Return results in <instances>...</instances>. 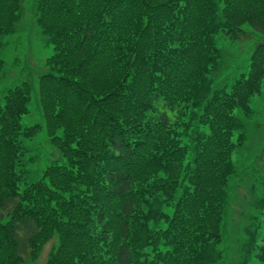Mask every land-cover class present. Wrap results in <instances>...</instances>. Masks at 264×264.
Segmentation results:
<instances>
[{"label":"trees","instance_id":"16d2710c","mask_svg":"<svg viewBox=\"0 0 264 264\" xmlns=\"http://www.w3.org/2000/svg\"><path fill=\"white\" fill-rule=\"evenodd\" d=\"M23 9L0 0V48ZM35 13L53 53L35 87L0 101V264H36L50 242L44 264L225 263L235 110L250 115L264 84V0H38ZM217 37L252 47L222 86ZM32 100L43 121L26 127ZM41 129L63 160L30 182L22 140ZM254 175L264 186V165ZM243 213L226 264H264V195Z\"/></svg>","mask_w":264,"mask_h":264},{"label":"rangeland","instance_id":"374dc122","mask_svg":"<svg viewBox=\"0 0 264 264\" xmlns=\"http://www.w3.org/2000/svg\"><path fill=\"white\" fill-rule=\"evenodd\" d=\"M38 0H24L23 16L17 26V31L2 40L0 60L2 71L0 78V101L7 87L20 84L28 80L35 87L39 75L45 72L44 61L52 55L53 48L40 33L36 24L35 8ZM264 36H253L255 40ZM218 48L223 59L215 75L214 86H222L238 77L247 70L246 59L250 56L252 47L248 43L232 42L224 37H217ZM29 114L23 119L26 127L42 125V115L34 100L29 105ZM251 113L245 115L241 110H235L236 117L243 125L245 143L233 154V163L236 175L232 178L227 188V199L224 206L222 219V245L226 264L235 245L236 231L234 226L245 221L243 209H249L251 203H257L264 195V186L259 183L254 175L255 171L264 165V84L261 94L250 101ZM158 114L155 115L157 117ZM169 116H171L169 114ZM170 120L173 121V118ZM23 146L28 150V155H35V171L30 174V182L40 177L39 171L51 164H61L62 157L58 149L48 142L44 129L31 139H23ZM250 219L246 221V224ZM51 247V242L46 244L36 264H44Z\"/></svg>","mask_w":264,"mask_h":264}]
</instances>
